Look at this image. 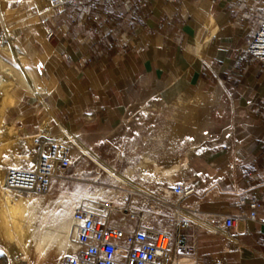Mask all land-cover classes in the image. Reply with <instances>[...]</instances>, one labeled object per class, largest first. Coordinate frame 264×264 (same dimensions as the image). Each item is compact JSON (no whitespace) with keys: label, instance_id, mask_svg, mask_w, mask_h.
I'll use <instances>...</instances> for the list:
<instances>
[{"label":"crops","instance_id":"crops-1","mask_svg":"<svg viewBox=\"0 0 264 264\" xmlns=\"http://www.w3.org/2000/svg\"><path fill=\"white\" fill-rule=\"evenodd\" d=\"M62 1L9 7V33L0 18L7 40L1 56L17 60L11 69L2 59L0 70L27 90L21 95L17 89L5 114L11 109L21 137L35 141L38 152L2 150L0 169L9 168V160L35 169L57 141L52 138L62 134L74 142L75 156L86 155L115 184L174 197L168 232L183 234L191 255L180 264H264V226L247 219L252 199L264 205V65L246 52L263 25L264 0H147L145 8L133 0ZM46 27L54 33L50 40ZM37 61L45 63L41 78L34 74ZM193 97L205 101L188 105ZM154 99L183 111L167 135L182 143V152L159 166L157 156L144 150L145 133L131 137L134 148L123 162L119 155L117 164L103 166L96 145ZM8 129L3 140L11 141L14 128ZM124 136H117L119 144L128 141ZM190 143L201 149L185 156ZM177 184L192 185L194 193L175 196ZM176 217L190 227L177 228ZM229 217L238 218L233 228L225 226Z\"/></svg>","mask_w":264,"mask_h":264},{"label":"rangeland","instance_id":"rangeland-1","mask_svg":"<svg viewBox=\"0 0 264 264\" xmlns=\"http://www.w3.org/2000/svg\"><path fill=\"white\" fill-rule=\"evenodd\" d=\"M26 0H0V18L2 17L5 20L7 27V32L9 33L8 22V13L7 9L9 7L16 8L23 4ZM10 36V34H9ZM12 44L18 46V42H13L12 37L10 36ZM0 44L6 45L7 40L4 37L3 29L0 25ZM1 53V50H0ZM3 60L5 66L12 69L16 67L17 60L9 55L8 53L2 52ZM22 60V59H21ZM16 75V70L13 71ZM1 79H11L13 82V91L12 96H15V92L19 89V93L22 95L27 92L24 87L19 86V82L13 80L12 77L5 75L0 70V80ZM205 100L199 99L196 97L187 99L188 105H197L202 104ZM154 105L151 108H148L144 111L135 112L132 111L130 115V120L117 130L114 134L116 136L109 137L106 141L100 142L96 145L97 149V159L103 166H111L113 163H118V157L121 155V161L123 162V155H130L131 150L134 148L131 141V137L134 135L147 134L145 139L147 141V146L144 150L148 153H153L158 158V165H161V161H165L164 158L167 155L179 154L181 153L182 143H177L176 141H171L168 138V133L172 131V127L176 122V119L181 115L183 111L176 110L172 106H166L160 104L158 100H153ZM11 109H8L4 116V127L3 130L6 131L8 128H14L12 132L13 140H3L0 139V148L5 150L8 154L13 152L19 153L21 155L33 154L37 155V148H34V142L32 140H27L21 137L19 129L16 126L15 122L11 120L10 115ZM216 120L222 122L219 116L216 115ZM120 135L128 141L121 140L120 144L118 142L117 136ZM150 135V138H149ZM122 139V138H121ZM37 140V139H36ZM52 140H57L58 142H63L65 145L71 144L65 136L58 135L57 137L52 138ZM69 147V146H68ZM71 150V162L72 165L66 169H60L57 171V177L53 182L50 192L43 197L36 196L40 199H45L46 204L39 211V221L43 219L46 222L52 224L53 229L60 230V226L63 222V219H71V214L76 205L87 198V193L95 194L97 198L106 200L113 204V206H119L123 204L127 197L124 190L121 189V185L115 184L112 177L108 176L104 171L96 165L91 159L86 155L81 154L75 156L72 153L73 146L70 145ZM151 148V149H149ZM201 146L194 147L193 143H190L189 146L184 148L183 154L186 156H192L196 154ZM2 151V152H3ZM5 155V154H4ZM128 160V159H127ZM126 160V161H127ZM132 162V159L129 160ZM104 162V163H102ZM106 164V165H105ZM25 169H30L28 165H24ZM7 169V168H6ZM3 170V175H5V170ZM116 170V168H115ZM117 173V171H115ZM121 174V173H120ZM136 191V190H135ZM145 194H148L150 197L156 200L152 201L147 197L140 195H133L131 200V206L135 208L136 213H138L143 218V225L147 228L153 229H162L168 231V226L170 225L169 217L171 216L169 212L170 201L174 198L165 190L150 191V190H139ZM148 196V197H149ZM171 197V199H169ZM160 201H163L164 204H161ZM47 219V220H46ZM72 221V219L70 220ZM73 224V223H72ZM38 225V223H36ZM38 233L41 234L43 227L38 226ZM1 232V231H0ZM71 236V235H69ZM71 240H74L75 237L72 235L69 237ZM28 246L30 248V257L25 259L24 255L19 257H12L14 260H10L8 254L6 253L3 247V236L2 232L0 234V264H62L64 258L68 255H62L56 260L53 259V254L49 253L45 258L38 257L35 255V242L29 241ZM190 254L180 255L179 253L173 254L174 264H180V261L189 258ZM22 257V258H21ZM187 264H193L189 262Z\"/></svg>","mask_w":264,"mask_h":264},{"label":"built area","instance_id":"built-area-1","mask_svg":"<svg viewBox=\"0 0 264 264\" xmlns=\"http://www.w3.org/2000/svg\"><path fill=\"white\" fill-rule=\"evenodd\" d=\"M134 4L145 8L147 0H133ZM64 4L55 0V6ZM121 16V14H120ZM53 30L45 28V38L53 37ZM246 52L264 65V22L260 30L249 40ZM45 63L34 64L36 77H43ZM38 141V140H36ZM71 151L63 142H53L41 154L34 170L9 167L5 174L4 187L10 191H22L34 195H46L56 179L57 171L71 166ZM127 197L123 204L113 206L110 202L97 198L95 194L79 202L73 209L71 219L75 225L74 252L66 256L62 264H174L173 254L184 255L189 250L185 236L162 230L147 228L143 218L131 211L129 198L136 193L121 187ZM172 193L186 198L194 193L192 185L177 184ZM247 219L264 226V205L256 199L250 202ZM258 210L262 218H258ZM237 217L225 221L227 228L235 227ZM179 229H188L190 223L175 218Z\"/></svg>","mask_w":264,"mask_h":264},{"label":"bare ground","instance_id":"bare-ground-1","mask_svg":"<svg viewBox=\"0 0 264 264\" xmlns=\"http://www.w3.org/2000/svg\"><path fill=\"white\" fill-rule=\"evenodd\" d=\"M2 59L0 53V61H2ZM4 72L6 75H11L10 71L5 70ZM24 79L30 84L31 79L29 77L25 76ZM13 85L11 79L0 80V139H3L6 135H11V130L8 129L4 131L3 127L5 110L7 107L14 105L12 96ZM66 138L71 143L68 145L69 147L70 145H74V142L70 140L69 137ZM2 156L3 152L0 149V163L4 161L2 160ZM8 165L12 168H19V162L17 160L14 162L9 160ZM4 181L5 175H3V170L0 169V231L3 236V247L9 259L14 260V258H12L13 256L20 258V255H24L25 259L29 258L30 248L28 243L31 240L35 242V255L37 258H45L47 254L51 253L53 254V259L56 260L64 254H72L76 248V244L75 239L71 240L69 238L72 235L75 237V225L72 224L73 222L70 221L71 219H65L66 217L63 219L60 226L61 232L53 229L49 221L46 222L43 219L39 221L38 214L40 209L46 204V200L36 196L43 197L44 195L41 196L22 191L6 190ZM120 185L122 186V183H120ZM133 191L136 195L146 197V194L142 191ZM36 223H38V225H36ZM39 225L43 227L41 234L38 233Z\"/></svg>","mask_w":264,"mask_h":264}]
</instances>
